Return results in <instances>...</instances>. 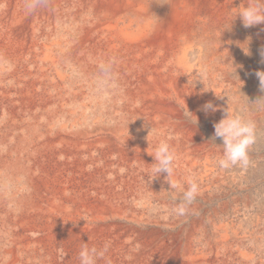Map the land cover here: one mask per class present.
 Instances as JSON below:
<instances>
[{"label": "bare ground", "instance_id": "6f19581e", "mask_svg": "<svg viewBox=\"0 0 264 264\" xmlns=\"http://www.w3.org/2000/svg\"><path fill=\"white\" fill-rule=\"evenodd\" d=\"M60 2L61 0H0V64L5 65L0 66V76L6 74L13 80H20L22 76L23 85L26 86L24 95L21 94L22 101L30 103L36 82L34 78H45L48 76L45 71L53 68L51 78L55 83L61 82L63 85L68 75L59 67L60 61H69L71 55H78L71 60L77 65L80 78L85 83L77 85V88L92 83L93 79L98 81L103 78L114 85L112 90L118 91L120 100L116 99L118 103L111 101L109 108H106L104 114L111 117L108 121L94 116L92 121L84 122L82 113L67 106L56 127L50 122L44 127L40 125L42 130L28 131L22 137L18 136L11 146L8 142L0 150V171L7 175L9 183L0 184V264H54L55 256L53 257L51 247L59 237L68 235L80 240L87 239L86 241L98 238V243L114 245L112 250L116 251L113 252L112 259L119 253L128 264H139L141 241L154 249L160 239L168 234L158 232V228L144 229L147 222L139 212L130 210L126 193H108L109 191L104 190L103 196L87 200L79 191L70 188L64 178L43 174V168H39L35 160L48 151L57 155H63L65 151V156L74 153L78 156L85 155L90 157L88 162L95 163L94 153L98 152L96 154L103 160L100 170L106 173L110 163L107 162V155L112 151L118 154L119 164L125 165L127 169L132 163L139 168L153 166V157L150 155L158 144L149 135L152 129L164 136L167 134L164 127L172 125L175 133L184 136L186 116L198 121L209 116L210 111L206 114L202 110L206 102L211 101L220 111L226 108L221 95L224 86L218 75L221 74L223 80H230L231 71L240 68V61L245 56L238 48L244 46L247 39L231 23L236 8L246 6L249 0H77V8L68 14L69 21H74L75 24L68 33L70 36L58 34L53 25L50 30L37 33V23L41 17L46 16L52 22L62 17L53 11ZM29 4L33 5L31 9ZM249 29L252 33L258 32V42L264 52V24ZM86 48L91 50L93 56H114L115 62L103 65L87 62L81 58ZM130 52L137 55L148 52V56L153 53L158 57L155 61L153 58L130 57L123 61L122 55ZM262 58L264 61V56ZM28 60L34 61L33 69L36 68L35 61L44 63L43 66L47 68L44 70L40 64L42 69L38 67L33 72L27 69V64L30 63ZM227 61L230 67L225 65ZM23 77L28 78L25 80ZM200 77L208 82L209 97L206 95L207 90L198 86L206 85L199 80ZM109 90L108 87L106 91L109 93ZM237 92L238 88L234 86L230 94L236 96ZM67 102L69 101L63 99L61 104L67 105ZM229 105L234 109L240 107L236 100ZM117 111L123 117L118 118ZM8 114L6 124L9 126V121L16 119V111L9 110ZM213 127H210L211 131L214 130ZM11 135L9 129L1 133L0 144L4 145ZM185 143V140L179 139L174 144L179 148ZM169 146L172 147L173 144ZM18 151L20 156L15 160L12 157ZM128 174L130 172L121 179V187L132 192L136 186V178ZM165 176L166 173H162L155 179L163 183ZM167 180L170 183L177 182L179 175L173 170ZM105 181V187L112 182ZM176 188L178 192L185 190L180 184ZM72 221L79 222L80 225L71 228L69 223ZM175 236V240L178 239ZM182 245V257L178 261H183L187 255L189 258L187 257L186 264H194L196 257H192L191 242L186 241ZM162 249L166 258L169 247L164 246Z\"/></svg>", "mask_w": 264, "mask_h": 264}, {"label": "rangeland", "instance_id": "374dc122", "mask_svg": "<svg viewBox=\"0 0 264 264\" xmlns=\"http://www.w3.org/2000/svg\"><path fill=\"white\" fill-rule=\"evenodd\" d=\"M76 1L77 0H61L59 6L55 9L53 8V11L56 14L62 15V17L54 22L49 18H46V16L41 17L37 23V33L42 34L43 31L46 32L50 30L53 25L54 30L58 34H65V36H67L68 33L71 32V28H73L72 26L75 25L73 23L74 21H69L68 14L75 11L77 8ZM234 19L235 16L233 17V20ZM233 20L232 23H230L247 39L244 46L238 48L245 56L240 61V68L236 70V74L235 71H231L229 75L230 80H223L221 74L218 75V78L222 81V85L224 86L221 95L223 96V101L226 103V110L230 111L233 116L238 115L246 120L251 119L255 126V141L249 151L250 163L247 168L222 169L219 166L218 161L223 155V148L221 146L222 140L220 138L213 140L212 137L214 130L211 131L212 128H210L214 126L213 123L218 122L225 115V112L222 110L220 111L219 109L213 113L209 110V116L202 119V121L197 120L198 124H195L196 119L188 117V120L186 116L187 125L185 127L184 136L175 133L174 130H172V125L164 127L167 132L164 136L158 134L154 129H152V131L148 128L151 130L149 135H152L151 137H153L158 145L164 141L168 144H173L170 149L175 155L174 171L179 175V180L177 182L174 181L173 183H170L165 179V182L160 183L158 180L153 179V166L139 168L135 163H132L133 165H131L128 170L125 165L119 164L120 160L118 159V154L116 152H114V154L112 151L108 152L109 154L107 155V162L110 163L106 173H102L100 170L103 165V160L100 155H97L98 152L94 153L95 163L88 162L87 159L90 157L85 155L78 156L74 153L65 156V151L63 152L64 156L48 151L43 153V156H40L39 159L37 158L35 160L39 165V168H43V174H49L52 176L58 175L61 178H64L68 181L70 188L79 191L87 200L91 199L92 201L95 197L103 196L104 190L105 192L109 191L108 193H126V201L129 204L130 210H136L139 212L147 222L143 227L144 229L158 228V232L168 234V236L165 235L160 239L158 246L154 249L144 245L141 241L143 253L141 252L139 264H186L187 255L183 261H178V259L182 257V243L186 241H190L192 244V257H196L194 264H264V107H253L249 102V100L254 101L262 94L259 89V78L256 76V72L264 71V62H262V47L258 42V32L256 31L255 33H252L249 28L243 27L239 18ZM68 36H70V34ZM39 38L41 39L42 36H39ZM90 51L89 48H86V52L80 57L84 58L87 62L91 61L93 64L98 62L99 65L115 62L114 56L101 54L97 57V55H91ZM76 56L78 55H71V58ZM122 57L123 61L129 57L138 59L153 58L155 61L157 60L158 55L152 53V55L148 56V52L137 55L135 52H130L128 55H122ZM71 58L69 61L68 59H61L60 61L61 63L59 67H62L64 70L63 72L68 75L67 81L63 84L64 86L61 82L55 83V80L51 78V74L54 73L53 68L52 70L48 69L45 71L48 73V76H45V78L42 76L34 78V81L36 82L34 84L32 101L30 103L27 102V100L25 102L22 101L23 96L21 94L24 95L23 92L26 90V86L23 85L22 76L20 77V80H13L11 76L6 74L0 76V135L5 132L6 129H9L10 132H12V137H9L4 145L0 144V150H3L8 142V145L11 146L12 142L16 141L18 136L22 137L24 134H27L28 131H33L35 129L37 131L42 130V127L48 122H50L53 127H56V124L64 115L63 110H66L70 106L73 110L82 113L81 117L84 118V122L92 121L94 116L102 121H108L111 118L108 115H105L104 112L106 108H109V103L111 101L114 100V102L116 101L118 103L116 100L119 98L117 95L118 91L112 90L114 85L109 84L107 80L103 78L98 79V81L97 79H93L91 81L92 83H86L83 88H77V85L85 82L80 78V70L77 65L72 63L73 61ZM121 59L119 58V60ZM28 62L30 63L27 64V69L33 72H36L38 67L40 69L44 68V70L47 68L46 66H43L44 63L35 61L36 68L33 69L32 63L34 61L28 60ZM40 64L42 65V68ZM225 65L230 67L229 61H227ZM0 66L4 67L5 65L0 64ZM103 77L106 78L105 75ZM27 78L28 77H23L25 80ZM199 80L203 81L202 83L206 85L202 86L198 84V86L207 90L208 82L204 81L203 77H200ZM234 86L238 88L236 96L232 93L230 94L231 88ZM108 87L110 89L109 93L106 91ZM209 93L210 92L207 90L206 95L208 97L210 96ZM77 96L80 97L78 98ZM63 99L69 101L67 102V105L61 104ZM118 100H120V98ZM233 100L238 101V104H240L239 108L234 109L229 105ZM54 105L57 108H55ZM117 109L119 110V108ZM9 110L16 111V119L10 120L8 126L6 122L9 119ZM208 113L209 112L206 114ZM50 115L51 117H49ZM119 116L121 118L123 117V114L120 111H117V117L119 118ZM205 122H207V124ZM38 125H41L42 127L40 126L39 128ZM179 139H181V141L182 139L185 140L186 143L184 146L181 145V147L178 148L174 143L176 141L179 142ZM20 154L22 153L20 152ZM18 156H20L19 151L15 153L12 158L17 160ZM19 161L21 162V160ZM24 163L25 160L23 161V165H25ZM127 172H130L128 176L134 175L136 178V183L134 184L136 186H134L132 192L125 191L123 187H121V179L124 178ZM190 179L194 180L198 185L197 195L193 202L187 205L186 213L182 216L177 215L174 209L181 203L183 191L178 192L176 187L172 188L169 184H174L176 186H179V184L183 185L186 190L189 186L188 182ZM105 180H107V182L112 180V182L117 183L113 184L111 182L105 187ZM6 181L7 175L5 176L4 173L0 171V184L3 185L4 183H7V185H9L8 181ZM152 209L155 213L152 212ZM69 225L71 228H74V226H78L80 223L72 221ZM188 231H190V233ZM174 233L178 238L176 240ZM58 239L51 247L53 257L55 256L53 261L54 264H80L78 253L82 246L87 244L89 249L98 248V250L105 246L102 242L98 243V241H100L98 238L86 241L87 239L80 240L79 238H73L68 235L66 237H59ZM164 246H168L171 251L168 250L166 258H164L162 253V247ZM113 248L114 245H108V251L105 256L100 258V260L98 259L96 264H124L126 259L123 258V255H119V253L114 259H112L113 252L116 251V249L112 250ZM125 264L128 263L126 262Z\"/></svg>", "mask_w": 264, "mask_h": 264}, {"label": "clouds", "instance_id": "9594fccd", "mask_svg": "<svg viewBox=\"0 0 264 264\" xmlns=\"http://www.w3.org/2000/svg\"><path fill=\"white\" fill-rule=\"evenodd\" d=\"M28 7L31 9L33 5L29 4ZM234 15L235 19H240L245 28L264 24V0H249L246 6H238ZM262 56H264V52H262ZM105 72H107V69H105ZM256 76L259 78V89L262 94L254 101L247 98L253 107H264V71H257ZM203 110L206 113L209 110L215 112L217 108L209 101L203 105ZM224 112V117L214 124L212 137L213 140L217 138L222 140L223 155L218 161L219 166L222 169L247 168L250 163L249 151L255 141V126L251 120H246L238 115L233 116L226 108ZM188 114L191 113L188 111ZM197 123L196 119L195 124ZM150 156L153 157V179L159 177L162 173H166L165 179L167 181L168 177L173 174L175 160L174 152L170 149L169 144L161 142ZM188 184V188L182 193L181 203L174 209L177 215H184L187 205L191 204L197 195L198 185L196 182L190 179ZM169 185L172 188L177 187L174 184ZM107 251V244L100 250L96 248L89 249L87 245H84L78 253L80 264H96L97 260L103 258Z\"/></svg>", "mask_w": 264, "mask_h": 264}]
</instances>
